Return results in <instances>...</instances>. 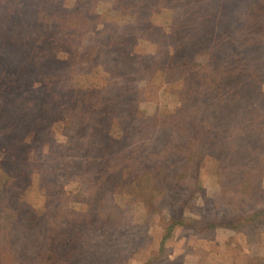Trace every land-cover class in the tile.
Here are the masks:
<instances>
[{
  "label": "rangeland",
  "instance_id": "374dc122",
  "mask_svg": "<svg viewBox=\"0 0 264 264\" xmlns=\"http://www.w3.org/2000/svg\"><path fill=\"white\" fill-rule=\"evenodd\" d=\"M0 264H264V0H0Z\"/></svg>",
  "mask_w": 264,
  "mask_h": 264
},
{
  "label": "trees",
  "instance_id": "16d2710c",
  "mask_svg": "<svg viewBox=\"0 0 264 264\" xmlns=\"http://www.w3.org/2000/svg\"><path fill=\"white\" fill-rule=\"evenodd\" d=\"M190 38H194V37H190ZM185 56H187V54ZM196 155L197 153H191L190 158ZM186 163H187L186 160L177 162V164L181 166H185ZM166 169H170V166L168 165L164 166L162 164L158 165L155 163L152 165H149L146 161H138L137 169H133V173H130L132 174V176L129 177L130 180L127 182V184H133L137 182L136 184L139 190L141 192H147V194H150L151 191H154V190L163 191L164 189H166L167 186L169 187V185L173 182L172 176L164 173ZM122 181H124V179ZM119 184L120 185H117V184L116 185L121 187L120 182ZM141 195H144V193ZM182 217L183 216L176 217V222L177 223L182 222L181 221Z\"/></svg>",
  "mask_w": 264,
  "mask_h": 264
}]
</instances>
